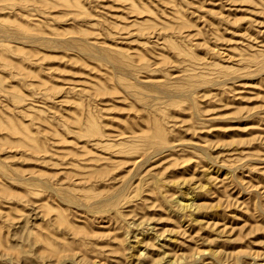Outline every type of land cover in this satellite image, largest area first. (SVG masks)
I'll return each instance as SVG.
<instances>
[{
    "label": "rangeland",
    "instance_id": "rangeland-1",
    "mask_svg": "<svg viewBox=\"0 0 264 264\" xmlns=\"http://www.w3.org/2000/svg\"><path fill=\"white\" fill-rule=\"evenodd\" d=\"M0 264H264V0H0Z\"/></svg>",
    "mask_w": 264,
    "mask_h": 264
}]
</instances>
